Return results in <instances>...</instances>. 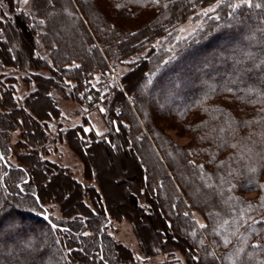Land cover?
<instances>
[{
  "label": "trees",
  "instance_id": "16d2710c",
  "mask_svg": "<svg viewBox=\"0 0 264 264\" xmlns=\"http://www.w3.org/2000/svg\"><path fill=\"white\" fill-rule=\"evenodd\" d=\"M0 1L13 14L0 10V70L32 72L24 81L35 85L19 104L16 80L0 74V264H136L110 235L128 218L144 260L181 253L187 264H264V0H32L33 17ZM217 4L193 37L178 38L179 26ZM63 27L73 41L61 46ZM128 60L104 95L92 87ZM157 90L169 97L155 110ZM90 97L105 108L106 134L54 128L63 101L83 107ZM25 127L14 163L10 142ZM63 143L84 165L83 181L48 158ZM94 149L97 159L86 160ZM113 177L133 188L124 204L104 194Z\"/></svg>",
  "mask_w": 264,
  "mask_h": 264
},
{
  "label": "rangeland",
  "instance_id": "374dc122",
  "mask_svg": "<svg viewBox=\"0 0 264 264\" xmlns=\"http://www.w3.org/2000/svg\"><path fill=\"white\" fill-rule=\"evenodd\" d=\"M15 2L18 5V10L26 13L30 17H33V11H32V0H28V3H25L24 0H15ZM218 6L213 5L210 8H207L203 11L199 12V15L193 19H190L188 22L182 24L178 28V38L180 40H186L190 39L193 37L199 30V28L202 25V18L206 14L213 12L210 9H216ZM50 8H53V3H50ZM50 9V10H51ZM0 10L5 14L6 17H12L13 14L9 12V7L2 1H0ZM63 21V20H62ZM64 24V23H63ZM64 29V30H63ZM19 33L18 30H13V35L9 34V41H10V46L13 47L17 51V55H19V48L16 47L14 44L19 40ZM66 31L65 28H61L59 34L56 36V42H60V45L66 43L69 45L73 39L72 37H69L65 35ZM62 43V44H61ZM15 46V47H14ZM133 62L132 60L125 61L121 64H117L113 67V74L110 76V80L108 82L103 81L101 78V75H96L93 81H91L92 87L96 91H102V94L104 95L105 92L107 91V88L111 86L115 81L120 79L122 75H124L128 70H129V63ZM36 74V72H34ZM0 74L4 75L5 78H14L16 80V83L13 85L14 90H15V99L19 102V104H22L25 100V98L31 93L32 89L35 88V85L33 83H30L29 85L26 84L24 79H27L33 74L32 72L26 73L22 72L20 70L14 69V68H5L3 70H0ZM106 80V79H105ZM156 87L150 82H147L146 84V89L151 90L152 88ZM171 90L174 88L170 87ZM102 97V95H101ZM169 97V94H165L162 91L157 90L153 91L152 94L149 95V100L151 103V107H153L155 110H158L159 107V98H166ZM103 100V99H101ZM95 98L90 97L88 99V102L83 105V107L79 106L76 104L74 101H63L62 102V107L64 111V117H62L56 124H52L55 128L57 125L64 124V126L67 127H77L84 125V130L87 133L94 132L97 135H104L108 131L107 128V123L106 119L104 116L105 113V108L100 101V103H94ZM44 95L41 94L39 95V98L34 101L33 105H37L38 107L42 106L45 103ZM89 103H93L92 106H94V109L89 108ZM39 107V109H40ZM36 108V107H35ZM38 114V113H37ZM25 121L27 124H29V121L25 118ZM25 128L20 129V131L16 132L13 135V139L10 142V146L13 152V155L11 157V161L14 163H17V159L20 156L19 151H17L16 143H17V138L21 139L22 138V131H25ZM169 136L172 138V140L177 143L179 146H184L189 143V140L187 137L181 136L175 131L169 132ZM27 140V139H26ZM28 144L30 143L29 140H27ZM32 144V143H30ZM76 146V144H75ZM77 147V146H76ZM53 148H56V152H54V149L51 153V155L48 157L52 161H57L60 164L67 166L73 171L74 177H76L79 180H82L83 173H84V165L81 163V161L76 157V155L72 152V150L66 145V143L63 144H56L53 146ZM17 149V150H16ZM27 150V149H25ZM97 149H94L95 153L91 152V155L85 156L86 160H92V159H97V155L99 154ZM23 151V150H22ZM120 151V149H119ZM112 154L113 156H117L115 150L112 149ZM85 155V154H84ZM197 161H199L198 158H196ZM202 164V163H201ZM95 169L97 170L98 176L102 172L101 165L98 162H95L93 164ZM112 166H108L105 168L107 173H110L113 171ZM62 176V175H61ZM63 178H68L66 176H62ZM100 178V177H99ZM116 181H118L116 183ZM120 177H113V180L109 182V187L105 184H101L104 194L107 198V200L110 202V196L113 194L116 199L121 200V204H124V200L122 199L121 195L123 191H133V188H131L130 185H124L121 187L119 184L120 182ZM85 185H89V183L85 182ZM59 199L62 200L63 196L58 195ZM119 206V205H118ZM50 210L54 216H61L59 207L57 205H50ZM163 208V207H162ZM162 213L167 215L164 208L162 210ZM194 218L196 219L197 223L203 227L205 220L201 215L198 213L193 214ZM128 218V217H127ZM130 219V220H128ZM128 219H122L120 221H116L112 223V229L110 230V235L113 237V239L123 245L124 247L128 248L135 256L137 263L136 264H187L185 260V255L181 253H176L174 256H169L168 254H159L156 257L153 258H148L144 260V256L141 253L140 249V242L135 235L134 229H133V224L131 223V218ZM261 219H264L262 217ZM260 219V220H261ZM145 231L148 232L149 228L147 226L144 227ZM5 230V229H4ZM152 239L154 240L155 244H157V238L155 236H152ZM175 248V246H172ZM164 249V248H163Z\"/></svg>",
  "mask_w": 264,
  "mask_h": 264
},
{
  "label": "snow or ice",
  "instance_id": "6c2138e0",
  "mask_svg": "<svg viewBox=\"0 0 264 264\" xmlns=\"http://www.w3.org/2000/svg\"><path fill=\"white\" fill-rule=\"evenodd\" d=\"M24 2L25 3H28V0H24ZM243 2H244V4H246V5H248V6H251V4H250V0H243ZM260 5H256V7H259ZM233 7H240V5L239 4H237V5H233ZM211 11H214L215 9H210ZM226 243H227V241H226Z\"/></svg>",
  "mask_w": 264,
  "mask_h": 264
}]
</instances>
